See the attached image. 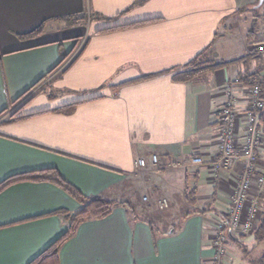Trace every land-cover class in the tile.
<instances>
[{"label": "crops", "instance_id": "0c3cea01", "mask_svg": "<svg viewBox=\"0 0 264 264\" xmlns=\"http://www.w3.org/2000/svg\"><path fill=\"white\" fill-rule=\"evenodd\" d=\"M82 14L103 19L71 21ZM263 14L258 0H0V184L55 171L86 197L122 202L140 182L135 161L156 154L175 167L154 172L153 193L176 215L194 212L179 231H155L118 205L79 225L58 264H212L242 162L218 177L189 164L216 156L213 115L235 79L244 139L245 81H264V53L253 52ZM200 54L205 67L182 80ZM80 209L50 182L7 188L0 264H30L67 232L60 212ZM237 235L223 264H264V239H244L263 249L253 259Z\"/></svg>", "mask_w": 264, "mask_h": 264}, {"label": "built area", "instance_id": "2783aa9c", "mask_svg": "<svg viewBox=\"0 0 264 264\" xmlns=\"http://www.w3.org/2000/svg\"><path fill=\"white\" fill-rule=\"evenodd\" d=\"M264 8V4L262 5ZM264 17V14H263ZM259 31L264 34V18ZM253 52L264 53V41L256 45ZM235 79L224 89V101L215 109L214 120L218 125V152L210 161L203 158H192L189 166L208 165L213 175L218 177L223 172L233 169L242 162L239 178L231 195V205L225 220L216 226V236L212 242V264H223L227 256V241L232 234L248 235L259 214L261 195L264 193V81L258 76H252L248 92L245 114V135L243 141L238 136V115L235 111L236 96L234 86L240 84ZM161 167L173 169L175 165L153 154L150 158H138L135 161V177L150 176ZM148 181V180H147ZM149 182V181H148ZM150 190V185L146 186ZM252 191H257L252 197ZM144 201L148 197L144 196ZM157 207L165 210L169 207L168 200H158Z\"/></svg>", "mask_w": 264, "mask_h": 264}, {"label": "trees", "instance_id": "16d2710c", "mask_svg": "<svg viewBox=\"0 0 264 264\" xmlns=\"http://www.w3.org/2000/svg\"><path fill=\"white\" fill-rule=\"evenodd\" d=\"M258 2H260V0H258ZM93 16L97 17L98 21H101V19H103L100 18V16L98 15H93ZM41 32H42V27L37 29L31 35H37ZM204 59H205L204 54H200L195 60L187 64L185 66L187 74H185V78H183L182 80L186 81L190 79V77L194 76L193 71L199 65L198 61ZM245 84L251 85L249 80H246ZM22 182H50L56 185L57 187H59L65 193H67L81 206V209L76 214L73 215L64 211L60 212V215L63 216L67 221H69V227L67 232L30 264H58V255L61 247L74 236L79 225H81L83 222L87 220H92V219L100 220L108 217L112 213L114 207L118 205L126 207L127 211H129V213L134 218L147 223L155 231L158 230V227H160L159 224L163 222L164 218L166 217V214L157 213L155 211L152 212L153 210L152 206L139 207L137 203H133L132 201H128V200L117 202V201L108 200L100 196L86 197L83 194H81L74 186L64 181L55 171H50L47 174L44 173L40 175L25 174V175L9 178L0 184V193L5 191L7 188L11 187L12 185ZM143 208H145L146 213H141L140 210H143ZM190 213H194V212H190ZM190 213H186L185 216H182V219L172 227V230H174V232L180 230L184 222V219L186 218V216L190 215ZM256 236H257L256 237L257 240L264 239V206H263L262 218L260 220V224L258 226Z\"/></svg>", "mask_w": 264, "mask_h": 264}, {"label": "rangeland", "instance_id": "374dc122", "mask_svg": "<svg viewBox=\"0 0 264 264\" xmlns=\"http://www.w3.org/2000/svg\"><path fill=\"white\" fill-rule=\"evenodd\" d=\"M97 19L98 18L94 17L93 14H82L80 16L75 17L74 19H71V21H75L76 23L80 24L79 26L89 27L91 22H94V21L97 22L98 21ZM246 62H248V61H246ZM198 63H199V65L196 67L197 69H202L206 65V62H204L203 60H199ZM196 68H195V70H197ZM147 177L148 176H141V177L139 176L138 177V181H140V182H139V184H137V186H134V192H133V194H131L132 195L131 199H127V200L133 202L135 199L134 197L136 195V197H137L136 200H138L137 205L139 207L152 206L153 207L152 212L155 211L157 213L166 214L164 221L161 222L159 224V226L163 229H167L170 227V225L172 226L173 224L178 223V221H180L182 219L183 215H179V214L176 215V214L172 213L171 203H170V200L168 199V197L162 196V195H156L153 193V186H152L153 185V175L150 176L151 180L147 179ZM134 178H136V177L134 176ZM143 181H144V183H142ZM147 185H150V190L146 189ZM130 192H131V188H130ZM256 195H257V191H252L251 196L256 197ZM144 196L148 197L147 201L143 200ZM162 198H166L168 200L169 207L166 208L165 210H160L157 207L158 200H160ZM261 198H262V201H261L260 211H259V214H257L256 220L252 226V230L250 231V233L248 235L240 234L239 232L237 233V234H240L237 236L242 237V241H243V243L241 245H238V249H239L238 251H241L243 253L246 250L248 252V254L250 255L249 257L253 258V259L259 258L258 251L263 250V249H260L261 245H259V243H255L254 248H253L252 242L250 243V241H248L249 243H246V241H244V239L248 236H254L253 238L257 237L256 232L258 230V226L260 224V220H261L262 214H263L264 193L261 195ZM138 210H139V208H138ZM140 211H141V213H146L145 208H143V210H140ZM215 235H216V233H215ZM232 235H234V234H232ZM229 239H228V241H229ZM257 241L259 242L261 240H257ZM226 245H227L228 252H227V256H226L225 260L229 256L228 242ZM225 260H224V262H225Z\"/></svg>", "mask_w": 264, "mask_h": 264}, {"label": "water", "instance_id": "95a60500", "mask_svg": "<svg viewBox=\"0 0 264 264\" xmlns=\"http://www.w3.org/2000/svg\"><path fill=\"white\" fill-rule=\"evenodd\" d=\"M264 0H260L259 5L261 6L263 4Z\"/></svg>", "mask_w": 264, "mask_h": 264}]
</instances>
